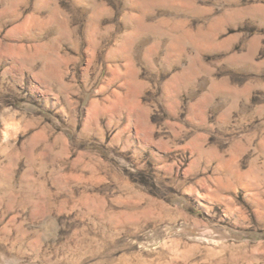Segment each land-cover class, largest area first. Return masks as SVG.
<instances>
[{
    "label": "rangeland",
    "instance_id": "rangeland-1",
    "mask_svg": "<svg viewBox=\"0 0 264 264\" xmlns=\"http://www.w3.org/2000/svg\"><path fill=\"white\" fill-rule=\"evenodd\" d=\"M0 264H264V0H0Z\"/></svg>",
    "mask_w": 264,
    "mask_h": 264
}]
</instances>
